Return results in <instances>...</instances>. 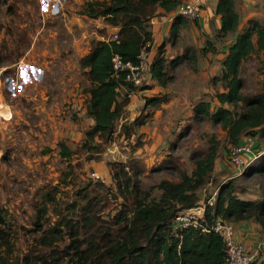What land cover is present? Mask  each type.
Instances as JSON below:
<instances>
[{
    "label": "rangeland",
    "instance_id": "1",
    "mask_svg": "<svg viewBox=\"0 0 264 264\" xmlns=\"http://www.w3.org/2000/svg\"><path fill=\"white\" fill-rule=\"evenodd\" d=\"M93 1L0 0V264H42L52 254L62 256L71 240L66 220L76 216L73 203L85 202L78 190L88 185L90 197L97 198L98 223L111 224L123 209L112 178L117 162L132 178L131 191L139 193L163 180L177 182L182 172L190 174L192 155L206 151L212 136L221 148L209 181L198 190L199 204L213 202L218 187L229 181L240 197L246 190L258 198L264 193V173L248 174L264 156V137L255 138L259 144L253 155L258 157L252 164L238 169L228 164L231 145L224 140L226 131L191 117L203 90L210 92V77L204 78L191 62L171 70L173 79L164 89L168 101L137 130L139 151L132 152L130 147L136 144H126L118 132L144 111L142 91L129 99L109 140L87 138L93 121L85 112L88 83L79 60L93 41L110 39L117 31L103 17L82 13L84 5ZM189 29L182 28L173 45L167 44V57L202 44L203 36ZM263 63L260 53L244 61V93L258 89ZM131 102L135 106L128 107ZM61 142L73 152L69 158L60 155ZM259 256L261 261L254 256L250 263L264 264V250ZM67 260L64 255L63 261Z\"/></svg>",
    "mask_w": 264,
    "mask_h": 264
},
{
    "label": "trees",
    "instance_id": "2",
    "mask_svg": "<svg viewBox=\"0 0 264 264\" xmlns=\"http://www.w3.org/2000/svg\"><path fill=\"white\" fill-rule=\"evenodd\" d=\"M235 2L216 1L214 13L219 16L220 26L215 31L214 40L224 42L228 35L232 36V40L219 71L210 76V92L206 88L203 90L204 96L192 106L191 117L194 121L208 120L221 126L226 131L224 140L231 146H240L251 139V156L259 144L256 143V136L258 139L264 137V63L260 68L262 80L254 93H244L241 68L252 54L264 56V24L251 18L240 29ZM179 3V0H96L84 5V15L103 17L107 24L117 27V38L93 41L89 51L79 60L88 83L84 92L85 112L93 121L86 132L90 140L95 137L109 140L114 135L116 120L128 105L127 94L156 85L160 88L150 95H143L144 111L131 122L123 124L118 132V137L123 138L126 144H136L130 147L132 152L140 148L141 136L137 130L154 115L157 107L168 101L164 89L173 79L171 70L186 62H191L196 70L201 57L207 59L209 53L220 52L215 42L201 33L204 37L199 40H203L202 45L187 46L176 56L167 57V44L173 45L182 28L190 23L196 24L200 18L193 21L179 15ZM170 13L173 18L168 37L154 46L151 20ZM146 44L151 46L147 48L146 69L150 82L137 88L125 79L126 68L114 69L112 57L116 54L125 63L137 64L138 54ZM2 62L0 54V64ZM215 87L218 89L214 90ZM119 95L123 96L122 100H119ZM146 108H150L149 112ZM209 143L206 151L192 155L194 167L190 174L182 172L177 182L163 180L139 193L131 191L134 186L131 176L124 170L125 166H120L121 162L114 164L112 178L123 198V209L117 212L111 224L104 221L103 224L98 223V203H94L97 198L90 197L89 185L79 189L78 194L85 202L72 204L76 216L68 218L65 223L70 243L62 256L52 254L42 264H224L225 244L219 234L210 230V225L217 218L232 223L252 219L264 232V193L256 200L245 199L238 196L232 182L223 183L218 187L215 200L204 203L201 226L181 231L174 228L176 213L200 203L198 190L209 181L214 171L221 145L215 136L209 139ZM59 147L61 156L69 158L73 154L64 143H59ZM226 159L232 165L229 154ZM249 170L248 174L264 173V156ZM154 191L160 193L155 196ZM42 213H45V208ZM38 221L37 226L40 225ZM45 240L42 241L45 243ZM64 255L69 256L66 262L63 261Z\"/></svg>",
    "mask_w": 264,
    "mask_h": 264
},
{
    "label": "built area",
    "instance_id": "3",
    "mask_svg": "<svg viewBox=\"0 0 264 264\" xmlns=\"http://www.w3.org/2000/svg\"><path fill=\"white\" fill-rule=\"evenodd\" d=\"M179 6L177 13L190 20H197L200 16L201 6L204 0H179ZM117 28V27H116ZM112 38H117L114 34ZM151 47L146 44L138 54V63L131 64L123 62L119 55H113L112 63L115 70L127 69L125 73V79L133 82V84L140 88L144 84H148L150 79L146 73L148 63V50ZM22 66V65H21ZM20 66V67H21ZM26 66V65H25ZM1 73V68H0ZM28 80L30 76H27ZM147 88L129 92L127 97L130 100L136 96L137 92H144ZM133 103L129 104L132 105ZM133 106H135L133 104ZM253 141L249 139L246 143L240 146H231L229 150V159L237 169L246 168L257 159V155H251V148ZM205 204H198L195 207L188 208L176 213L173 221V227L178 230H185L193 227L197 228L201 226V221L204 218ZM210 230L219 234L225 244V262L224 264H250L252 256L248 253L245 245L239 241L236 237L235 225L232 222L217 218L211 225Z\"/></svg>",
    "mask_w": 264,
    "mask_h": 264
},
{
    "label": "crops",
    "instance_id": "4",
    "mask_svg": "<svg viewBox=\"0 0 264 264\" xmlns=\"http://www.w3.org/2000/svg\"><path fill=\"white\" fill-rule=\"evenodd\" d=\"M216 1L217 0H204L201 6L199 20L196 21V24L190 23L189 25V30L191 32L200 34L202 33L203 35L207 36L208 39L215 42L217 50H220V52L218 53L217 51L214 54L209 53L207 59L201 57L197 63V72H200L204 78L207 77L206 79H209L210 76L216 74L217 71H219L220 63L225 55V52L227 51V46L232 40V36L230 35L227 36V39L224 42L214 40L215 31L220 26L219 16L214 13V4L216 3ZM235 9L240 16V29H242L248 19L251 18L257 19L264 24V0H236ZM172 18L173 14L170 13L165 16H161L160 18H153L151 20V30L154 46L159 41H162L163 37L167 34ZM200 42L203 44V40H201ZM191 73L193 72H190V74ZM156 88V85H154L153 87H150L141 93L143 95H150V93L157 90ZM140 149L141 147L138 148L136 152ZM221 166L226 170L227 166L223 165L222 162ZM218 170H220V167ZM259 198L257 195L251 193V190L245 191V199L256 200ZM234 225L236 229L237 239L245 245L248 253L252 256V258L256 256L254 258L261 261V259L259 258H262V256H259V253L264 250V232L261 229V226L252 219L238 221L237 223H234Z\"/></svg>",
    "mask_w": 264,
    "mask_h": 264
}]
</instances>
